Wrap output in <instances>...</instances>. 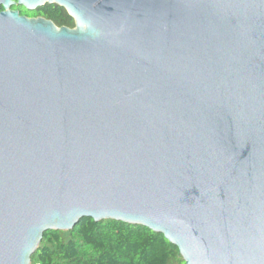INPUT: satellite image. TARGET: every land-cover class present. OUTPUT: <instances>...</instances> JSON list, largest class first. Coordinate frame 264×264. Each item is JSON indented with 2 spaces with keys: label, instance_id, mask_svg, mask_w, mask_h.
Instances as JSON below:
<instances>
[{
  "label": "water",
  "instance_id": "water-1",
  "mask_svg": "<svg viewBox=\"0 0 264 264\" xmlns=\"http://www.w3.org/2000/svg\"><path fill=\"white\" fill-rule=\"evenodd\" d=\"M82 218L264 264V0H0V264Z\"/></svg>",
  "mask_w": 264,
  "mask_h": 264
},
{
  "label": "trees",
  "instance_id": "trees-1",
  "mask_svg": "<svg viewBox=\"0 0 264 264\" xmlns=\"http://www.w3.org/2000/svg\"><path fill=\"white\" fill-rule=\"evenodd\" d=\"M27 18H43L56 27L73 28L74 21L56 5L34 11L14 5ZM31 264H184L178 249L162 234L113 220L82 218L70 231H47Z\"/></svg>",
  "mask_w": 264,
  "mask_h": 264
}]
</instances>
